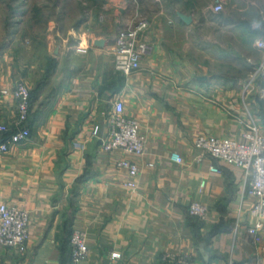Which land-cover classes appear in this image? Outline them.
<instances>
[{"label": "crops", "instance_id": "crops-1", "mask_svg": "<svg viewBox=\"0 0 264 264\" xmlns=\"http://www.w3.org/2000/svg\"><path fill=\"white\" fill-rule=\"evenodd\" d=\"M223 1L221 13L213 0L59 2L44 32L18 39L19 31L0 49V91L23 82L31 92L30 138L0 154V203L28 212L27 247L0 246V264H72L73 229L86 234L80 264H167L178 254L189 264H264V221L259 242L246 232L253 198L243 170L193 145L201 135L240 140L249 121L264 135V73L251 77L264 62L255 44L264 0ZM136 14L148 23L149 49L123 75L113 38ZM116 99L139 124L142 155L105 151L93 135L97 125L105 134ZM15 119V100L0 93V124L11 131ZM122 159L138 173L118 167ZM192 202L208 208L204 221L188 214Z\"/></svg>", "mask_w": 264, "mask_h": 264}, {"label": "built area", "instance_id": "built-area-1", "mask_svg": "<svg viewBox=\"0 0 264 264\" xmlns=\"http://www.w3.org/2000/svg\"><path fill=\"white\" fill-rule=\"evenodd\" d=\"M223 9V0H215L212 10L219 13ZM131 23L120 27L113 38V66L123 75H128L140 69V63L148 52L149 46L142 39L148 23L145 18L135 15ZM256 47L264 54V39L256 41ZM264 73V62L251 71V77ZM2 95L11 96L16 102V119L14 129L9 130L4 124H0V133H7L0 141V154L8 152L9 147L27 141L30 138V130L26 126L30 114V89L23 82H17L11 89L0 91ZM100 127L93 129V135L99 140V146L105 151L121 150L135 156L142 155L145 147V137L139 131L136 119L125 114L124 103L116 99L112 110L106 118L105 134L99 135ZM194 147L201 157L229 163L241 168L245 176L244 194L253 198L249 209V215L254 220L247 226L246 232L252 241L261 240L260 231L264 221V135L259 125L249 121L244 123L241 139L235 140L228 137H215L201 135L194 139ZM171 159L180 162L177 154H172ZM117 166L126 169L131 176L138 173V167L131 161L119 160ZM210 170L219 172V169L211 166ZM203 184V183H202ZM134 188L132 181L124 184ZM187 212L190 216L204 221L208 208L200 203L192 202L188 205ZM29 214L26 210L0 203V246L14 249L21 253L26 251L28 239ZM68 243L70 246V261L72 264H80L87 257L86 234L83 231L73 229L70 232ZM111 257L118 258L114 253ZM163 260L167 264H189L190 257L184 254L165 255Z\"/></svg>", "mask_w": 264, "mask_h": 264}, {"label": "rangeland", "instance_id": "rangeland-1", "mask_svg": "<svg viewBox=\"0 0 264 264\" xmlns=\"http://www.w3.org/2000/svg\"><path fill=\"white\" fill-rule=\"evenodd\" d=\"M64 1L69 0H0V49L7 48L10 43L14 42L19 31L21 34H19L20 37L18 35V39L22 36L29 38L31 33L36 31L44 32L47 20L53 13L50 12V9L54 4L59 2L61 4ZM82 1L104 3L106 0H70L74 6ZM40 5L45 8L39 9ZM223 11L224 6L221 12ZM22 39L20 41L27 45H33L35 42L31 39H28L27 42L24 38ZM38 43L42 44V41L39 40Z\"/></svg>", "mask_w": 264, "mask_h": 264}, {"label": "water", "instance_id": "water-1", "mask_svg": "<svg viewBox=\"0 0 264 264\" xmlns=\"http://www.w3.org/2000/svg\"><path fill=\"white\" fill-rule=\"evenodd\" d=\"M179 17L186 23H190L191 21V18L189 16L179 14ZM98 44H102V41H99Z\"/></svg>", "mask_w": 264, "mask_h": 264}, {"label": "trees", "instance_id": "trees-1", "mask_svg": "<svg viewBox=\"0 0 264 264\" xmlns=\"http://www.w3.org/2000/svg\"><path fill=\"white\" fill-rule=\"evenodd\" d=\"M30 97H31V92H30ZM30 100H31V98H30ZM70 235V234H69Z\"/></svg>", "mask_w": 264, "mask_h": 264}]
</instances>
